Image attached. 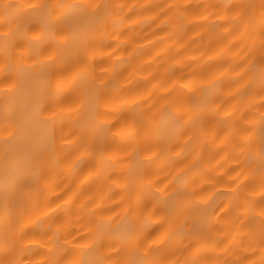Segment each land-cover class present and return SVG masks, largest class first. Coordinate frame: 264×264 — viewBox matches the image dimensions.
I'll use <instances>...</instances> for the list:
<instances>
[{
  "label": "snow or ice",
  "instance_id": "snow-or-ice-1",
  "mask_svg": "<svg viewBox=\"0 0 264 264\" xmlns=\"http://www.w3.org/2000/svg\"><path fill=\"white\" fill-rule=\"evenodd\" d=\"M128 7L131 6L47 0L26 4L12 0L0 2L3 94L7 97L16 91H27L37 97L26 128L22 132L9 133V138L21 135L24 139L15 149L19 163L6 167L0 177V207L4 211L6 236L9 232L13 234L5 243L6 248L11 246V254L0 264H177L168 258H158V254L168 250L174 243L179 246V250L202 254V246L209 241L215 243L212 233L216 225L230 218L232 222L226 225L221 234L225 241L232 238V233L237 231L232 225L241 219V213L246 211V204L250 201L245 198L243 202L232 205L227 200L220 202L219 197L237 195L253 185L254 178L248 175L253 165L261 176L259 195L264 201V111L260 112L258 118L261 134L255 156L252 152L254 141H247V145H236L241 148L247 146V151L241 153L245 159L232 180L234 187L230 192L205 197L203 189L196 190L194 187L195 180H186V173L173 177L161 187L168 177L158 179L156 165L160 154L174 150L168 147V142L176 138L177 133L179 137L191 140L193 135L199 137L202 132L206 138L211 131L209 125L212 119L220 124L225 123L219 119L220 111L217 110L220 98L213 96L218 82L195 86L184 84L183 88L188 89L187 99L179 95V90L174 86L164 96L147 91L139 94L131 90L127 95L112 96L105 76L114 70L101 67L102 75L90 72L91 54L96 47V34L108 33L111 27L113 31L110 34L114 35L115 29L124 22L122 14ZM157 7H167L168 10L162 14L164 17L176 12L178 18L183 19V14L191 6ZM255 7L248 3L233 5L227 17L220 16V19L226 20L227 26L217 27L229 36L239 33L240 43L247 53V67L233 83L241 85L247 92L255 86L258 75V94L264 99V0L259 5L258 17L253 15ZM101 8L103 12L98 11ZM256 19L259 21L258 26L252 23ZM255 27H258V31ZM167 28L165 24L160 30L166 31ZM255 49L260 52L258 59L252 56ZM65 50L71 52L72 62L63 60ZM85 75H89L91 80V100L87 115L77 121L78 131L74 135L79 142L75 145V151L86 148L90 154L92 171L97 177H103L123 191L135 195L121 197L120 203L114 208H97L94 199L84 203L77 196L73 201L68 193H64V196L57 195L56 199L60 203H56L53 208L52 202L44 205L41 198L53 187H59L54 183L52 174L67 165L68 156L62 146L72 143V140L60 134L56 123L63 119L64 112H73L74 109L61 107L59 114L50 112V105L46 106L43 100L50 98L55 103L65 90L75 91L78 80ZM115 78L114 73L111 79ZM36 80L43 83V91L36 92L32 87ZM169 87L170 79L160 84L162 89ZM196 93L200 94L198 98ZM240 94L238 91L237 95ZM259 107L264 109V103ZM223 116H231V112H224ZM4 122L6 125L11 123L7 109ZM164 126L168 134L154 139L151 135L153 129ZM114 129L117 130L115 135L127 140L122 157L111 151L109 137L113 135ZM37 130L38 134L33 135ZM9 138L4 141L6 145ZM83 163V160L78 159L72 168H78ZM117 168L118 174L113 172L112 175H105L108 170ZM255 194L250 193L249 197ZM65 196L68 198L65 199ZM70 203L79 207L83 223L81 219L73 221L66 218L57 229H50L52 247L48 248L47 259H33L32 246L37 241L30 237L29 225H43L45 221L41 219L42 216L52 219L50 213ZM22 204H33V207L21 208ZM10 213L15 214L10 218ZM35 213L38 214L33 219ZM261 216H264V212H261ZM74 223L80 224L85 234L81 235L80 229L73 226ZM245 227L240 225L239 230ZM238 239L241 245L246 246V251L251 249L252 255L259 257L258 261L245 257L248 264H264V221L259 236L252 233ZM186 264L196 262L189 260Z\"/></svg>",
  "mask_w": 264,
  "mask_h": 264
},
{
  "label": "bare ground",
  "instance_id": "bare-ground-1",
  "mask_svg": "<svg viewBox=\"0 0 264 264\" xmlns=\"http://www.w3.org/2000/svg\"><path fill=\"white\" fill-rule=\"evenodd\" d=\"M0 2H6V0H0ZM12 2L26 4L41 3L45 0H12ZM47 2L131 6L124 9L122 14L125 17L124 22L115 29L114 35L110 34L113 31L111 27L108 33L96 34L97 43L91 54L90 72L102 75L101 67L114 70L105 76V81L109 83L111 95L114 97L127 95L129 90L139 94L147 91L157 96H164L166 91H171L174 86L179 90L178 94L187 99L188 89L183 88L184 84L189 83L195 86L211 81L218 82V88L214 90L213 96L220 98L217 110L220 111L219 119L225 123L220 124L216 119H212L209 125L211 131L206 138L202 132L199 137L193 135L191 140L179 137L177 133L176 138L168 142V147L174 150L159 155L156 165L157 178L164 180L165 176L168 177V180L161 185L164 187L173 177L186 173V180H195L194 187L196 190L203 189L205 197L230 192L234 187L232 180L237 176L241 163L245 159L241 153L247 151V146L241 148L236 145H247V141H254L253 156L259 146L261 131L258 118L260 112L264 111L259 106L264 103V99L258 94L260 91L258 75L255 86L247 92H244L241 85L233 83L243 75L247 67V53L244 45L240 43L239 33L236 36H229L217 25L227 26L226 20L220 19V16L227 17L231 7L239 3L255 5L253 15L258 17L261 0H47ZM161 5L191 7L183 14V19H179L176 12L164 17L162 14L168 9L157 7ZM98 11L103 12V9ZM201 14L207 17V20L203 19ZM158 17L160 19H157ZM152 21L156 22L152 23ZM252 23L258 26L259 21L256 19ZM165 24L168 25L167 30L161 31ZM255 30L258 31V27H255ZM259 55L258 49L253 50V58L258 59ZM63 60L72 62L73 57L69 50L64 51ZM2 62V53H0V63ZM114 73L116 78L111 79ZM251 77L252 73L249 74V78ZM3 78V73L0 72V177L3 176L6 167L10 168L19 163L15 149L24 137L18 135L15 138H9V133L22 132L26 128L31 108L37 99L27 91H16L5 97ZM169 79L170 87L160 88V84ZM32 87L36 92L44 89L43 83L39 80L34 81ZM90 90L91 80L89 75H85L78 80L75 91L65 90L62 96L56 98L55 103L50 98L43 100L46 106L50 105V112L59 114L61 107L74 109L73 112H64L63 119L56 123L60 134L68 137L72 143L62 146L68 156V163L53 172L52 179L59 187H53L52 191L41 198L44 205L52 202L51 206L54 208L56 203H60L56 199L57 195L64 196V193H68L73 201L78 196L84 203L96 200L97 208H114L117 203H120L121 197L135 195L123 191L122 188L116 187L103 177H97L92 171L90 154L86 148L75 151V145L79 141L74 133L78 131L77 121L85 117L89 110ZM238 91L240 95H237ZM199 95L196 93V98ZM233 97L236 98L233 99ZM112 102L119 103V101H110ZM160 103L163 104L164 101L161 100ZM6 109L11 121L9 125L4 122ZM224 112H231V116H223ZM112 122L115 123V120L113 119ZM245 129H251V131H245ZM116 131V129L113 130L109 143L111 151L122 157V149L127 140L115 135ZM37 134L38 130L33 133V135ZM167 134L166 126L154 128L151 132L153 138L157 140ZM6 138H9L7 145L4 142ZM127 150L130 151V149ZM176 153L180 155L177 156ZM78 159L83 160L84 163L73 169L72 165ZM113 172L118 174L119 168L108 170L105 175H112ZM248 175L254 178L255 182L244 192H238L234 196L219 197L220 202L227 200L232 205L243 202L245 198H249L250 201L246 204V211L241 213V219L232 225L237 229L232 233V238L225 241L224 235L221 234L226 225L232 222L230 218L216 225L212 233L215 243L212 244L209 241L202 246V254L179 250V246L174 243L168 250L160 252L158 258H168L177 264H186L189 260L195 261L196 264H217V262L218 264H248L245 257L258 261L259 257L253 256L251 249L246 251V246L241 245L238 239L240 236L252 233L259 236L261 224L264 221V216H261V212H264V201L259 195L261 176L256 171L255 165ZM244 183H247V180H244ZM250 193L256 194L249 197ZM20 207L32 208L33 204H22ZM14 214L10 213V218ZM37 214L33 215V219ZM49 215L52 219L46 216L41 217L45 221L43 225H29L31 229L29 235L37 241L32 246L33 259H47L48 248L52 247L49 239L52 236L50 229H57L66 218L73 221L81 219L83 223L79 207L71 203L61 205V208ZM216 219L219 220V217ZM240 225L246 227L241 231ZM73 226L80 229L81 235L85 234L80 224L74 223ZM12 235L9 232L6 236L4 211L0 207V261L6 260L11 254V246L6 248L5 243L12 238Z\"/></svg>",
  "mask_w": 264,
  "mask_h": 264
}]
</instances>
